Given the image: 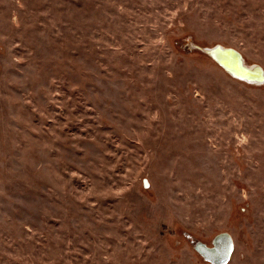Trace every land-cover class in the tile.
<instances>
[{
	"label": "rangeland",
	"instance_id": "obj_1",
	"mask_svg": "<svg viewBox=\"0 0 264 264\" xmlns=\"http://www.w3.org/2000/svg\"><path fill=\"white\" fill-rule=\"evenodd\" d=\"M264 0H0V264H264Z\"/></svg>",
	"mask_w": 264,
	"mask_h": 264
},
{
	"label": "water",
	"instance_id": "obj_2",
	"mask_svg": "<svg viewBox=\"0 0 264 264\" xmlns=\"http://www.w3.org/2000/svg\"><path fill=\"white\" fill-rule=\"evenodd\" d=\"M201 50L236 78L259 82L264 79L261 68L259 66H246L240 52L232 47L215 45ZM195 248L204 259L213 264H225L230 258L233 243L231 236L226 232H222L213 238L211 246L197 242Z\"/></svg>",
	"mask_w": 264,
	"mask_h": 264
}]
</instances>
